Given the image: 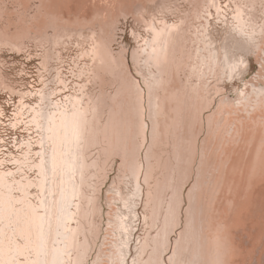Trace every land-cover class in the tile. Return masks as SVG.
<instances>
[{
	"label": "snow or ice",
	"instance_id": "1",
	"mask_svg": "<svg viewBox=\"0 0 264 264\" xmlns=\"http://www.w3.org/2000/svg\"><path fill=\"white\" fill-rule=\"evenodd\" d=\"M169 9L175 11L171 5L151 14L141 9L131 33L135 49L126 52L121 47L119 54L110 53L113 71L123 69L128 56L136 69L125 71L120 81L129 106L127 112H120L118 122L113 119L112 98L91 90L93 73L84 56L95 62L96 33L77 45L84 52L79 62L73 60L74 67L65 69L56 49L68 39L67 29L60 27L64 22L57 17L49 18L37 40L41 49L51 53L41 58L39 86L22 88L12 78L0 76V92L12 106L10 112L0 108V264H200L194 236L197 217L203 218V206L198 204L203 166L202 159H193L188 131L205 115L211 131L215 116L227 105L246 111L264 105V56L256 76L237 90V99L229 101L222 95L221 85L239 78L248 65L243 58L234 62L226 55L223 61L219 58L206 21L231 9L230 29L254 50L258 37L264 39V23H254L247 16L248 5L241 3L211 0L196 14L200 47L188 79L195 81L197 96L203 89V108L197 109L191 96L186 99L192 120L182 117L169 132L171 140L184 146L183 156L173 157L170 178L160 184L153 155L161 136L159 94L165 86L171 41L185 23L169 22ZM113 30L116 39L109 36V44L118 40L115 25ZM28 43V39H5L0 48L19 53ZM65 71L78 83L70 86ZM20 130L26 139L14 135ZM105 187L110 200L98 192ZM140 209L144 232L137 238ZM107 228L112 230V243L105 253L102 243L93 242L98 241V229L107 240Z\"/></svg>",
	"mask_w": 264,
	"mask_h": 264
},
{
	"label": "bare ground",
	"instance_id": "2",
	"mask_svg": "<svg viewBox=\"0 0 264 264\" xmlns=\"http://www.w3.org/2000/svg\"><path fill=\"white\" fill-rule=\"evenodd\" d=\"M44 1H37L39 3H37V10L34 14L28 13L33 5L26 4L24 20L14 28L2 23L1 16L6 0L0 1V41L5 39L20 42L25 39L29 40L26 50H24V60L15 62L18 65L15 68L16 78H13L12 82L18 83L22 88L33 83L37 87L39 86L38 72L40 71L41 58L43 54L51 55V53L47 49H41L37 40L44 35L49 18L57 17L64 22L60 27L67 29L64 35L68 39L56 49L61 58L62 67L65 69L74 67L73 60L79 62L78 58L84 52V48L77 45L81 41L90 40L92 32L96 33L99 49L95 62L88 56H84V60L93 73L91 90L98 89L102 97L113 100L114 122L119 121L120 112H127L129 106L128 93L121 88L120 81L124 78L125 71L131 73L136 69L134 64H129L131 57L128 56L124 59L123 69L118 72L113 71L110 53L119 54L121 47L126 52L129 48L135 49L136 41L131 33L136 24V14L141 9H146L151 14L171 5L175 11L169 9L166 19L169 22H172L173 19L177 22L185 21L171 41L168 64L164 72L165 86L159 94L162 107L161 136L157 141L153 155L157 161L155 165L158 169L157 180L163 184L170 178L173 157L183 156L184 146L171 140L169 132L176 128L182 117L192 120L193 112L187 107L186 99L191 96L196 108H203L201 99L203 89L201 88L197 96L194 91L195 81H190L188 74L191 72V65L196 63L200 47L195 35L198 24L196 14L211 0H76L75 2L50 0L52 8L49 9L43 7ZM221 2H230L232 5L246 4L248 5L247 16L251 17L254 23H264L261 20V16H264V0H216L217 4ZM213 15L215 14L213 13ZM120 16L124 18L132 16L133 23L128 32L129 41L119 42L117 40L116 43L109 44V36L116 39L113 25L117 30ZM225 16L228 17L227 20ZM231 17L232 13L229 9L227 13L209 22L206 21V23H209L208 35L213 48L222 61L226 55L229 62L238 61L241 58L247 62L248 67L243 75L221 85L224 88L222 95L227 100L234 101L238 98L237 90L242 88L247 81L250 82L260 69L259 61L264 56V39L258 37L259 42L254 50L243 36L230 29L233 23ZM257 32H259V28H257ZM116 44L119 45L118 48L114 46ZM3 50L0 48V52ZM253 58L257 64L254 68L252 66ZM31 59L34 60L32 67L26 64ZM4 65L5 61L1 58L0 53V76H8ZM51 67H55V65L52 64ZM64 75L71 82L70 86L78 83L67 71ZM257 86H260L259 81H257ZM11 107L7 97L1 92L0 108L10 112ZM14 135L21 140L27 138L23 130ZM147 136L151 143V128L148 129ZM188 136L191 139L193 159L198 161L202 159L203 166L198 196V204L203 206V218L201 221L200 217H197V232L194 236V253L199 257L200 264H207L209 259L204 252L203 244L204 235L209 227L215 230L220 238L227 240L229 264H251L253 261H255L254 264H264V237H261L257 243L251 237H255L259 232L264 233V181L262 180L264 179V105H258L252 111H246L244 107L227 105L215 116L211 131H209L205 115L202 119L193 122ZM115 167L119 168V164H116ZM105 181L108 182L107 176H105ZM98 192L103 193L105 200L111 199L106 187L98 189ZM247 204L250 205V211L245 212L244 217L256 223L245 222L242 229H240L241 227L233 228L232 221ZM112 211H115V207ZM139 211L141 216L137 226L138 231L135 233L137 238L144 232L143 209ZM107 216L108 211L105 208V226ZM106 231L107 240L103 235H100L98 229V241L93 242L94 244L102 243V250L105 253L109 252V245L112 243V230L107 228ZM135 247V244H132L133 252ZM249 249L253 250L252 256H248L246 253ZM256 250L258 254H256ZM235 251L238 254H234ZM161 258L163 259V256ZM104 264H107V261H104Z\"/></svg>",
	"mask_w": 264,
	"mask_h": 264
},
{
	"label": "rangeland",
	"instance_id": "3",
	"mask_svg": "<svg viewBox=\"0 0 264 264\" xmlns=\"http://www.w3.org/2000/svg\"><path fill=\"white\" fill-rule=\"evenodd\" d=\"M1 1V0H0ZM11 1V2H10ZM40 0H6L5 5H4V9L2 11V16H1V20L2 23L14 28L15 26L19 25L25 17V5L26 4H31L33 5V7L30 9V11L28 12L29 14H34L37 10V6L39 2H37ZM76 0H71V2H75ZM20 4V5H19ZM22 4V5H21ZM35 4V5H34ZM10 5V6H9ZM50 5V6H49ZM18 6V7H17ZM20 6V7H19ZM13 7V8H12ZM43 7L45 9H49L52 8V2L50 0H45L43 3ZM35 8V9H34ZM7 17V18H6ZM17 20V21H16ZM133 23V19L132 16H128L126 18L120 16V20L118 21V41L119 42H128L129 41V28H131ZM117 46V48L119 47V45H114ZM30 48H32V46H30ZM116 48V49H117ZM1 53V58L4 59L5 61V65H4V70L7 73V75L10 78H16L15 75V68L17 67L18 63L15 64L16 61H23L24 60V51H21L19 53L13 52L10 49H4L3 51L0 52ZM34 60H28L26 62L27 65H29L30 67H32ZM256 61L254 60V58L252 59V66L253 68L256 67ZM1 94V92H0ZM264 181V179H262ZM250 211V205L247 204L243 210L240 212L239 215L236 216V219H234L231 223V226L233 228H243V224L245 222L251 223V224H255L256 222H252L250 219L244 217L245 212H249ZM246 220V221H245ZM264 220V218H263ZM246 234L249 235V233L246 232ZM251 236V235H249ZM254 239V242L257 243L261 240V237H264V233L259 232L255 237L251 236ZM247 255L248 256H252L253 254V250L249 249L247 250ZM249 253V254H248ZM234 254H238L237 251L234 252ZM256 254H258V251L256 250ZM255 261L251 262V264H254Z\"/></svg>",
	"mask_w": 264,
	"mask_h": 264
},
{
	"label": "clouds",
	"instance_id": "4",
	"mask_svg": "<svg viewBox=\"0 0 264 264\" xmlns=\"http://www.w3.org/2000/svg\"><path fill=\"white\" fill-rule=\"evenodd\" d=\"M204 252L209 257L207 264H229V247L226 239L220 238L211 227L203 238Z\"/></svg>",
	"mask_w": 264,
	"mask_h": 264
}]
</instances>
